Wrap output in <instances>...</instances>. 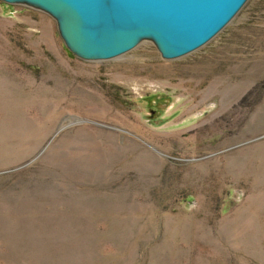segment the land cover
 Listing matches in <instances>:
<instances>
[{
    "label": "rangeland",
    "instance_id": "1",
    "mask_svg": "<svg viewBox=\"0 0 264 264\" xmlns=\"http://www.w3.org/2000/svg\"><path fill=\"white\" fill-rule=\"evenodd\" d=\"M144 38L83 57L0 0V264H264V0Z\"/></svg>",
    "mask_w": 264,
    "mask_h": 264
},
{
    "label": "water",
    "instance_id": "2",
    "mask_svg": "<svg viewBox=\"0 0 264 264\" xmlns=\"http://www.w3.org/2000/svg\"><path fill=\"white\" fill-rule=\"evenodd\" d=\"M52 14L66 45L83 57L117 56L147 37L172 58L215 35L246 0H9Z\"/></svg>",
    "mask_w": 264,
    "mask_h": 264
},
{
    "label": "bare ground",
    "instance_id": "3",
    "mask_svg": "<svg viewBox=\"0 0 264 264\" xmlns=\"http://www.w3.org/2000/svg\"><path fill=\"white\" fill-rule=\"evenodd\" d=\"M142 40H145V38H142ZM152 41L155 42L153 39H152ZM186 53H188V52H186ZM117 56H118V55H117ZM117 56H116V57H117ZM114 57H115V56H114ZM111 58H113V57H111Z\"/></svg>",
    "mask_w": 264,
    "mask_h": 264
}]
</instances>
